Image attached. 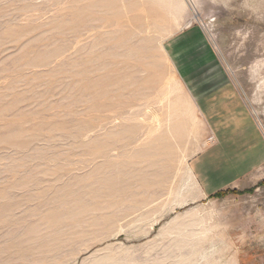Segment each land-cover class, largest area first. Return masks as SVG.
Returning a JSON list of instances; mask_svg holds the SVG:
<instances>
[{"label":"rangeland","instance_id":"1","mask_svg":"<svg viewBox=\"0 0 264 264\" xmlns=\"http://www.w3.org/2000/svg\"><path fill=\"white\" fill-rule=\"evenodd\" d=\"M191 27L264 134V0H0V264H264V171L190 170Z\"/></svg>","mask_w":264,"mask_h":264},{"label":"crops","instance_id":"2","mask_svg":"<svg viewBox=\"0 0 264 264\" xmlns=\"http://www.w3.org/2000/svg\"><path fill=\"white\" fill-rule=\"evenodd\" d=\"M205 45L195 27L168 44L177 71L185 78L208 130L204 147L189 161L201 199L228 188L246 187L258 180L259 171H264V134L239 84L226 72H212V52Z\"/></svg>","mask_w":264,"mask_h":264},{"label":"trees","instance_id":"3","mask_svg":"<svg viewBox=\"0 0 264 264\" xmlns=\"http://www.w3.org/2000/svg\"><path fill=\"white\" fill-rule=\"evenodd\" d=\"M219 194V193H218Z\"/></svg>","mask_w":264,"mask_h":264}]
</instances>
